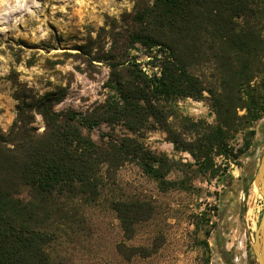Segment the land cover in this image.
I'll use <instances>...</instances> for the list:
<instances>
[{"label":"trees","instance_id":"trees-1","mask_svg":"<svg viewBox=\"0 0 264 264\" xmlns=\"http://www.w3.org/2000/svg\"><path fill=\"white\" fill-rule=\"evenodd\" d=\"M121 22L118 31L111 26L110 47L91 60L110 70L104 103L87 113L56 111L65 90L32 96L18 106L7 132L0 127V264H62L54 249L74 230L71 218L107 199L129 163L163 192L188 191L184 180L169 179L175 169L168 157L146 148L147 132L164 131L177 151L190 153L199 171L213 177L216 156L237 160L250 148L255 125L264 119V0H135ZM139 47L158 73L147 74L130 58ZM205 93L215 126L176 109L179 101L201 100ZM35 115L44 121L42 133L33 126ZM103 124L128 135L102 133L97 143L93 132ZM238 134L244 143L234 153L229 142ZM106 202L127 239L156 214L142 200ZM211 228L201 244L202 264H211ZM135 251L142 255L143 248Z\"/></svg>","mask_w":264,"mask_h":264},{"label":"rangeland","instance_id":"rangeland-1","mask_svg":"<svg viewBox=\"0 0 264 264\" xmlns=\"http://www.w3.org/2000/svg\"><path fill=\"white\" fill-rule=\"evenodd\" d=\"M134 4L135 0H0V127L4 132L14 122L18 106L32 96L65 90L67 96L55 107L56 111L73 109L87 113L104 103L110 94L104 87L110 70L91 60L101 48L110 47L111 26L116 24L118 31L123 16L132 12ZM148 55L139 47L130 58L136 57L147 74L158 73V69L148 65ZM176 109L181 117H189L195 123L217 124L207 93L201 100L179 101ZM35 118L33 126L42 133L44 121L39 115ZM255 130L250 148L239 159L214 158L219 170L216 177L201 173L194 157L177 151L164 131L147 132L146 148L168 157L175 169L169 179L184 180L188 191L163 192L138 165L129 163L118 172L117 184L105 194L107 199L83 208L82 218H71L76 223L74 230L61 235L55 255L62 264H202L205 256L202 241L206 231L212 227L213 232L218 224L223 233L235 225L230 241L238 251L252 240L251 234L261 217L263 197L257 186L256 189L249 186L247 192L236 198L235 191H223V185L236 186V177L244 170L255 178L264 154V119L255 125ZM108 132L119 137L128 135L120 126L111 130L103 124L94 130L93 139L100 143V135ZM244 137L238 134L230 140L234 153L242 148ZM193 138L186 136L190 141ZM117 199L142 200L156 209L153 218L136 227L132 239L126 238L116 213L106 202ZM240 203L245 204V217L249 221L246 218L239 221L234 216ZM207 239L216 253L212 252L211 261L216 255L214 262L224 264L221 241L215 248L213 233ZM135 248H143L142 255H135Z\"/></svg>","mask_w":264,"mask_h":264},{"label":"flooded vegetation","instance_id":"flooded-vegetation-1","mask_svg":"<svg viewBox=\"0 0 264 264\" xmlns=\"http://www.w3.org/2000/svg\"><path fill=\"white\" fill-rule=\"evenodd\" d=\"M261 159H260V162H261ZM257 172H258V169H256L255 176ZM222 181H225V179L222 178ZM236 181H237L236 186L230 185L227 183H224L223 185V191H226V190L235 191L236 198H238L239 196L241 197L243 193L247 192L249 186H254L255 189L257 186L255 183V180L250 178V174L248 170H244L243 174L237 175ZM258 190H259V193L261 194V187H258ZM263 215H264V197H263L262 213H261L260 220L258 221V224H257V229L253 230L254 233L251 234L252 240L247 241L245 245H241V247L238 248L239 249L238 251L234 246H232L231 241H230V236L232 232L236 231V228H234L235 225L234 226L232 225V228L224 233L220 229V224H218V226L214 229V231L212 232L213 240H214V247L216 248L219 245V242L221 241L220 256L224 264H261L260 259L264 257V237H262L261 233L257 234V231L260 228ZM234 216L237 217L239 221L241 219L244 220V218H246V220L248 221L250 220L249 218L245 217V204H242V203L239 204V207L235 208ZM221 220H222V214L220 213L218 216V221L220 222ZM249 228L251 229V227ZM256 244H258V248L256 247ZM212 252L213 253L215 252L214 248L212 249ZM214 257L211 261V264H216L214 262Z\"/></svg>","mask_w":264,"mask_h":264},{"label":"water","instance_id":"water-1","mask_svg":"<svg viewBox=\"0 0 264 264\" xmlns=\"http://www.w3.org/2000/svg\"><path fill=\"white\" fill-rule=\"evenodd\" d=\"M258 172L254 178L256 185L258 187H261V194L264 197V154L262 156L261 162L257 167ZM261 233L262 237H264V215L262 222L260 224V228L257 231V234ZM256 247L258 248V244H256ZM261 264H264V257L260 259Z\"/></svg>","mask_w":264,"mask_h":264},{"label":"bare ground","instance_id":"bare-ground-1","mask_svg":"<svg viewBox=\"0 0 264 264\" xmlns=\"http://www.w3.org/2000/svg\"><path fill=\"white\" fill-rule=\"evenodd\" d=\"M257 187H258V185H257Z\"/></svg>","mask_w":264,"mask_h":264}]
</instances>
